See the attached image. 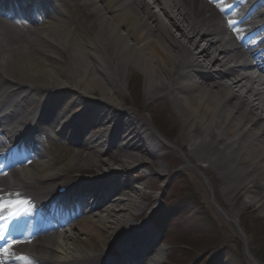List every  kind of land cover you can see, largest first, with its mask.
<instances>
[{"label":"bare ground","instance_id":"bare-ground-1","mask_svg":"<svg viewBox=\"0 0 264 264\" xmlns=\"http://www.w3.org/2000/svg\"><path fill=\"white\" fill-rule=\"evenodd\" d=\"M95 1L101 0H93ZM104 1H106L102 7L104 13L111 11L110 21H106L108 29L105 31L106 37L112 43L111 50L106 47L107 44H100L102 41L98 38L97 40L92 39L93 49L87 52L88 55L82 53L83 49L78 44H75L72 50L69 44L71 30L60 28V26L37 31L35 36L43 42L28 38L25 46L16 44L0 48V63L8 70L14 67L16 72L28 76L27 81L15 79L19 82L10 80V84H7V81L4 82L6 88L8 85L19 88L16 89V87L13 90L12 96H5L9 99L1 101L3 106L0 110L6 107L10 100H15L9 105L13 107L18 106V98L20 102H24L20 92L26 91L24 88L32 87L37 91L48 92L72 90L78 97L72 103L71 108H63L60 105V108L66 111L65 114L69 111V115L65 117L67 123H75L77 117L85 113L90 121L77 120L76 124H81L84 128L86 126L88 129H95L97 125L104 128L112 126L109 136L105 137L102 133L97 134L95 144L102 148L104 147L102 144L105 143L107 149L112 151L116 148L115 142L118 136L122 135L123 141L126 142L121 150L125 162L128 161L130 167L145 168L146 161L140 157L142 156L141 151L153 153L152 149L156 146L153 143L156 139L143 134L137 136L135 131L128 133L130 130L126 126L132 122L119 103L122 99V91L118 89L124 90V87L120 85L117 78L122 73L124 77V72L132 66L146 76V93L151 98L165 97L169 93L174 95L172 102L178 108L177 119L182 125L184 134L182 136L188 140L189 154L197 165L206 164L209 172L220 181L224 180V185L228 188H231L230 184H232L245 187L249 194V189L257 188L264 191V96L252 88L247 91L248 94H239L236 95L237 98H231L236 92L235 89L240 88L239 82L223 88L219 82H206V86L201 87L197 82L190 81L189 84L192 87L188 88L183 80L185 78L184 67L190 73L191 68L201 70L203 66H207L209 61H214L211 48L216 47L204 46L198 49L196 47L198 43L190 37L194 36L197 31L200 32L198 28L201 29L199 27L201 24L203 27L216 25L217 29L220 28L218 18H211L204 22L205 18L203 19L199 10L188 11L183 7V3L189 5V0H143L142 2L146 5L142 10L133 7L123 11L118 10L117 14L113 13L111 7V4L117 0ZM158 11L161 16H156L155 13ZM3 23L0 21V25ZM173 23H177L180 27ZM155 28L160 31L159 35L151 31ZM178 29L185 36L178 38L172 34L173 30ZM2 39L7 41V37ZM51 43L59 52L69 54L65 64L67 67L70 66L72 77L66 82L61 83L57 80L59 76L56 74V67L49 62L50 55L56 54L55 57L60 55L55 48V50L52 48L50 50L48 44ZM104 72H108V75L112 73L111 77L114 81H110V76L105 75ZM0 79L5 80L3 75ZM181 80H183L182 86L179 84ZM229 87L231 89H227ZM198 88L200 90L196 92ZM96 91L99 93L98 99L92 97ZM88 98H92L95 102H90ZM52 103L59 106L55 99ZM99 110L108 111L109 115L94 123L91 116ZM133 135L136 139L142 140L141 143L133 141L135 140ZM146 141L151 143H145ZM83 157L82 152L73 153L66 160L67 166L79 164L84 161ZM85 161L94 162L96 172L106 171V164L96 159L88 156ZM49 166L52 168L51 165ZM34 169L42 172L40 175L42 179L47 177V174H52L49 170H43L42 166ZM259 170L263 172V175L258 183L255 181L256 178L251 179L252 176L249 177V175L250 173L256 174ZM238 189L235 188L234 192H238ZM226 192L233 191L227 189ZM240 199L239 197L237 200ZM239 203L242 207L261 206L264 200L258 194H254L253 197L246 196ZM119 204L120 202H117L111 206ZM117 212H123V210H115V213ZM121 217L122 214H118L117 221L108 220L107 223L111 222L117 228L122 225L127 228L128 221L127 223L122 221ZM109 229L107 224L106 228L94 227L90 222V224L80 226L78 233L88 235L86 240H81L82 243L87 244L89 241L92 242L93 238L105 237ZM132 236L129 234L118 236L116 246L124 243L123 248L129 246L126 241H129ZM44 247L43 245L36 246L37 249ZM142 247V244L136 245V248L140 250ZM47 253L54 255L50 249H47ZM59 253L64 254L61 249Z\"/></svg>","mask_w":264,"mask_h":264},{"label":"rangeland","instance_id":"rangeland-1","mask_svg":"<svg viewBox=\"0 0 264 264\" xmlns=\"http://www.w3.org/2000/svg\"><path fill=\"white\" fill-rule=\"evenodd\" d=\"M82 11L84 10L82 9ZM87 13L88 12H85V14L80 16L83 17V20L80 19L78 13H73L74 15L73 18H71V16L69 17L68 19L69 24L67 29L71 30V32L75 34V36L71 37L69 40L70 45H73V43L78 40L77 37H79L81 41L83 40L88 42V40H92L94 36H98L103 43L108 42V38H106V35L104 34L105 33L104 27L100 25L99 22L96 24L94 17L90 19V21L92 22L90 23L88 21L89 18L86 17ZM84 21H86V25H84L83 23ZM89 28L91 29L88 31ZM98 32H103V33H98ZM7 34L8 33H6V36H8ZM7 40L9 41L11 40V38L7 37ZM102 42L100 44H103ZM11 44H16V43L12 42ZM50 47L53 50H55L54 46H50ZM71 49L73 50L74 48L71 47ZM55 51L58 50L56 49ZM59 53L60 55H58L57 57H55L56 54L54 56L52 55V57L50 56L49 62L53 63L54 67H56L55 71L57 76H59V79L57 80H59L60 82H66L70 77H72V70L70 69V66L67 67L65 64L67 62L66 60L68 59L69 54H67L68 55L67 56L63 52H59ZM6 61H11V60H6ZM11 72L14 74V71ZM124 73L125 75L127 73L129 75H132L134 73L137 74L140 73L139 75L142 77L141 93H142L143 105L146 108V111L150 112L151 111L150 108L153 107L155 103L151 104L152 98H150L149 95H147L146 93V82H145L146 76H144L142 72L136 70L135 67L132 66L129 70L125 71ZM105 75L110 76L109 78L110 81H114L113 77H111L113 76L112 74L108 75L107 72L105 73ZM122 75L119 78H121ZM37 80L40 81L39 78H37ZM186 82L188 83L189 81L187 80ZM95 94L96 96H99L98 91H96ZM172 96L174 95L169 93L168 95H165V97H162L164 98L163 101L165 100L164 103L167 106L166 108H164L165 110H162L163 108L160 105L157 106L158 107L157 109L162 110L164 113L165 122L163 123L165 125L166 130L168 129L170 131L169 133L174 137L173 141L175 145H173V147L177 153L173 151V153H171L173 157H170L169 162L165 161V163L167 164H163L164 166L161 165L163 163L161 156L159 160L154 163V166H152L154 167L153 169L154 174L159 173L161 174V176L159 175L160 177L158 175H154L151 179H147V180L143 179L139 182V183H143L144 185L149 183L150 185L148 186L149 188L148 191L150 189L151 190L153 189V190H157L162 194V192L165 191L166 189L164 187H161L162 185L160 186V182L161 179H164V176L170 172V170H171V174H173V176H175L176 178L179 176L180 173L176 175L173 169L177 168L178 165L186 166V168L190 167L187 168L188 170H185L183 168H181V170L188 173L187 176L188 179L187 178L186 179L191 185L192 191L187 189H182V191L179 192V197L185 198V200L187 201L185 204L187 211L181 214V219L179 221H183L185 223H187L188 221L186 229L188 228L190 232L189 234H187V236L185 233L184 237L182 235L180 236V238L169 240L168 245L177 247L178 249L177 252L179 254H177L176 252L175 255H177L181 260H185L189 254V246L191 247L193 246L194 250H197L199 248H203V246L206 244V240L210 242L217 240L218 241L217 243L219 244L218 245L217 243H215V245H218L217 249H220L223 252H228L229 257L232 258V264H240L239 261L242 259V257L245 254L244 244L246 240V243L249 246L253 247L254 245L256 256H259L260 258L261 256L264 257V208H263L264 204H262L261 206L260 205H256L252 207L248 206L246 209H243L242 205L239 203V201L243 200L246 196L253 197L254 194H258L264 200V191L258 193L254 188L248 190L250 192L249 194L247 193L246 189L239 187L238 192H234V189L237 188V186L230 184L231 188L226 187L224 185V180L220 181L219 179H217V177L214 174L212 175L209 172L206 164L200 163V165H197V162H195L194 158L191 157V155L189 154V150H188L189 148L187 143L188 140H186L182 136L183 134L182 125L180 121H178L177 119L178 108L176 105L173 104L172 101H174V99L172 98ZM122 99L123 101H126L125 94L122 95ZM169 150L171 149L168 148V151ZM176 160L178 162H175ZM110 164L111 163H109V165ZM260 174L262 173L260 172ZM165 183H166V188L169 189L170 187L169 180L165 181ZM227 189L229 190L231 189L233 192H226ZM166 192L167 193L162 195L163 196L168 195V190H166ZM239 197L241 199L237 200ZM133 200H135L134 201L135 204L142 206L143 203L138 202L139 200L142 201L141 196L139 197L136 196V198H133ZM190 204H192L191 205L192 207L190 206ZM216 206H218L219 209H217ZM131 207L132 208H130L129 212L127 207L125 208L126 211L122 212V217L120 218L122 221H129V219L130 220L133 219L134 221V218H131V216L129 215L131 214V212H134L133 209L135 210L136 206L132 204ZM220 211L229 212L230 219L237 223V227L239 228V231L241 230L240 231L241 233H239L237 227H235L236 229L234 228L235 225L233 221H227L225 217L222 215V212ZM189 214H191L190 218L188 216ZM208 217L211 219L210 221L209 220L207 221ZM231 228L237 230V233L234 230L232 232ZM242 233L246 237H242ZM170 262L172 264V261ZM173 263L177 264V262H173Z\"/></svg>","mask_w":264,"mask_h":264},{"label":"snow or ice","instance_id":"snow-or-ice-1","mask_svg":"<svg viewBox=\"0 0 264 264\" xmlns=\"http://www.w3.org/2000/svg\"><path fill=\"white\" fill-rule=\"evenodd\" d=\"M0 238H2V237H0ZM12 246H13V244H12V243H10V244H9V247H12ZM2 251H5V252H6V251H7V249H3Z\"/></svg>","mask_w":264,"mask_h":264}]
</instances>
